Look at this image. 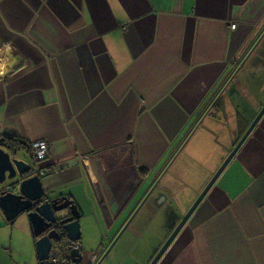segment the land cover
Returning a JSON list of instances; mask_svg holds the SVG:
<instances>
[{"label":"crops","instance_id":"obj_1","mask_svg":"<svg viewBox=\"0 0 264 264\" xmlns=\"http://www.w3.org/2000/svg\"><path fill=\"white\" fill-rule=\"evenodd\" d=\"M263 109L264 0H0L1 132L78 206L80 253L121 227L86 264H151ZM237 150L157 264H264V116ZM18 218L0 264H38ZM18 218L0 206V232Z\"/></svg>","mask_w":264,"mask_h":264},{"label":"water","instance_id":"obj_2","mask_svg":"<svg viewBox=\"0 0 264 264\" xmlns=\"http://www.w3.org/2000/svg\"><path fill=\"white\" fill-rule=\"evenodd\" d=\"M263 116L264 109L254 120L251 128L243 136L238 146L227 160L224 161V164L217 174H215L206 190L197 198L191 210L188 211L185 218L178 224L179 226L174 234L170 236L154 260L151 261V264L158 263L157 261H159L167 248L175 240L176 236L193 214V211L197 209L211 186L215 183L219 173L231 162V159L238 151L237 149L245 142ZM1 130L2 128L0 127V185L4 187L1 188L0 206L4 211L7 218L6 220L14 221L22 214L27 215L32 225L31 231L33 237L36 240L35 246L37 251L36 255H38V264H52L50 258L53 257V253L57 246L64 247L65 252L63 254H70L74 262L81 261L83 255L80 253V250L75 249L77 241L79 242L82 239V232L80 229L81 212L78 206L68 197L51 198V196L47 195L40 176L36 174L38 170L32 165L15 158L18 152L16 144L11 141V137L3 135ZM12 151L14 158L10 154ZM88 170L91 180L98 187L99 180L95 169L90 167ZM12 180H14L13 183L10 182ZM7 181L10 183L4 185ZM66 260H68L67 257Z\"/></svg>","mask_w":264,"mask_h":264},{"label":"rangeland","instance_id":"obj_3","mask_svg":"<svg viewBox=\"0 0 264 264\" xmlns=\"http://www.w3.org/2000/svg\"><path fill=\"white\" fill-rule=\"evenodd\" d=\"M11 182L13 183L14 180H12ZM8 183H10V182H8ZM157 186L160 189V186L158 185V182L155 185L154 184H148V185L145 184V185L142 186L143 187V189H141V190H143L142 193H145L146 192V189L147 190L149 189L151 191L152 189L156 188ZM20 218H23V217H20ZM20 218L17 219V228L15 227L14 229H12V227H9L8 229L6 228L5 230H2L0 233L2 235V239H3V241H4L5 244H7V243L9 244L10 242L14 241V244L18 245V249L24 250L25 247H26V238H27L28 235L26 234L25 231H23L24 229L21 226V223H20L21 222V219ZM143 224L145 225L144 221H143ZM136 225L137 224H135V226ZM112 228H114V227H111L109 229V232H102V233L90 231V234H92V236H95V237L101 236V237L98 239V244H96V247L95 248L88 249L86 247L85 250H83L82 253L84 254L85 261H87V257H89L92 254V253H90L91 250L95 252V251H98V249L100 250L102 247H103L102 249H106L107 253L111 250V248H110V242L112 240L114 242L117 241L118 238L121 235V233L119 232V230H120L121 227H118L115 230L113 229L114 231L111 230ZM137 235H140L142 237L143 234L140 233V232H137ZM123 239L124 240H123V243H122V248L120 250V251H122V254L129 253L130 252L129 250H131L135 246V244L137 243V241L139 240V238L137 239V236H135L133 234L127 235ZM102 241H105L104 242V246H102V247L99 248V246H101V243H103ZM146 241H147L148 244H152V238L147 237V240ZM64 249L65 248L62 247V246H57V248H56V254L58 256L62 257L64 255L63 253L65 252Z\"/></svg>","mask_w":264,"mask_h":264},{"label":"built area","instance_id":"obj_4","mask_svg":"<svg viewBox=\"0 0 264 264\" xmlns=\"http://www.w3.org/2000/svg\"><path fill=\"white\" fill-rule=\"evenodd\" d=\"M235 28H236V25H233L231 27V29L233 30ZM29 146L31 147V151L35 158V161L37 162H42L43 160H45L48 154L50 153V149H51L49 146V143L44 140L33 142ZM76 248L78 247H75V249ZM54 253H53V257L50 258L52 264H61L60 258L56 256ZM99 262H100V256H98V254H95L92 256L91 262L88 264H98ZM72 264H86V263L79 261V262H72Z\"/></svg>","mask_w":264,"mask_h":264},{"label":"trees","instance_id":"obj_5","mask_svg":"<svg viewBox=\"0 0 264 264\" xmlns=\"http://www.w3.org/2000/svg\"><path fill=\"white\" fill-rule=\"evenodd\" d=\"M10 139H11V141L15 142V144L18 143V140H16L14 137H11Z\"/></svg>","mask_w":264,"mask_h":264}]
</instances>
